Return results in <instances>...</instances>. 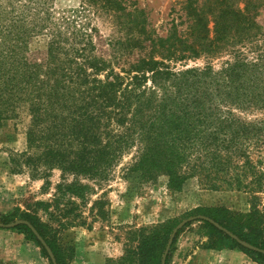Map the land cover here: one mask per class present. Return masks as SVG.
I'll use <instances>...</instances> for the list:
<instances>
[{"label":"trees","instance_id":"obj_1","mask_svg":"<svg viewBox=\"0 0 264 264\" xmlns=\"http://www.w3.org/2000/svg\"><path fill=\"white\" fill-rule=\"evenodd\" d=\"M53 3L0 0V125L23 112L31 119L27 150L13 163L33 167L44 178L59 169L64 178L54 202H84L93 188L77 177L104 180L137 149L126 169L129 180L145 184L165 178L171 191L180 192L196 179L205 189L249 193V212L200 207L188 217L207 216L264 250V120L240 117L264 111V55L250 60L244 53L263 33L257 21L260 1L185 0L187 31L180 35L174 26L165 38L149 29L143 11L129 10L123 0H81L63 13ZM103 16L111 18L109 27L119 35H104L95 22ZM41 36L47 43L38 57L29 46ZM224 52L232 58L219 70L210 63L188 65ZM68 175L75 179L67 182ZM17 219L31 222L57 263L66 264L57 233L38 216L15 212L0 222ZM179 222L135 231L139 242L114 264H162ZM196 222L207 239L204 250L237 249L264 264V253L244 248L207 221ZM186 227L177 234L166 264ZM15 229L50 261L27 226ZM0 264L14 263L0 259Z\"/></svg>","mask_w":264,"mask_h":264},{"label":"rangeland","instance_id":"obj_2","mask_svg":"<svg viewBox=\"0 0 264 264\" xmlns=\"http://www.w3.org/2000/svg\"><path fill=\"white\" fill-rule=\"evenodd\" d=\"M184 1L123 0L129 10L143 11L149 29L164 38L174 26L178 27L180 35L187 31ZM259 1L261 6L257 21L263 33L258 44L244 50L250 60L264 55V0ZM80 3L81 0H54L53 4L57 13H63L78 7ZM95 22L106 37L119 35L109 27L112 25L110 17H99ZM46 43V37H38L31 42L29 49L41 57ZM231 58L229 52H224L213 58L202 56L189 61L188 65L203 67L210 63L219 70ZM240 117L247 122L264 120V111H248L241 113ZM30 122L28 113L23 112L18 118L5 120L0 125V219L15 212L18 215L27 213L38 216L57 233V243L64 253L66 264H114L128 248L135 247L139 242L135 231L161 226L171 220H187L188 214L200 207H222L242 213L249 212L252 207L249 193L205 189L198 185L196 179L188 180L180 192L171 191L166 186L165 178L145 184L127 179L126 169L138 154L137 149L126 154L104 180L77 177L78 181L93 188L84 202L72 198L55 203L57 186L64 178L59 169L50 170L48 177L44 178L33 167H20L13 163L18 159V154L27 150ZM29 156L36 158L37 153L30 151ZM19 160L21 162L24 158ZM74 179L72 175L66 177L67 182ZM261 197L264 202V193ZM40 203L48 204V207ZM200 225L201 222L194 221L180 234L171 255V264L217 262V259L206 257L203 253L202 244L207 239L202 237ZM0 259L14 264H51L43 256L41 248L15 228H0Z\"/></svg>","mask_w":264,"mask_h":264},{"label":"water","instance_id":"obj_3","mask_svg":"<svg viewBox=\"0 0 264 264\" xmlns=\"http://www.w3.org/2000/svg\"><path fill=\"white\" fill-rule=\"evenodd\" d=\"M194 221H207L211 224H213V226L217 227L219 230L223 231L225 234H227L228 236H230L232 239L236 240L241 246H243L246 249H249L251 251H255V252H262L264 253V250L257 248L245 241H242L241 239H239L236 235H234L232 232H230L229 230H227L226 228L222 227L219 223H217L216 221H214L213 219L204 216V215H196V216H192L187 218V220H183L181 221L172 231L164 255H163V259H162V264H166V260L168 257V254L170 252V249L174 243V240L177 236V234L179 233V231L181 229H183L184 227H186L189 223H192ZM20 225H24L27 226L28 229H30V231L35 235L36 239L41 243V245L44 247V249L46 250L49 259L51 261L52 264H58L57 263V259L55 257V254L53 252V250L51 249V247L48 245V243L46 242V240L43 238V236L39 233V231L37 229H35L36 227L29 221L27 220H16L14 222L8 223L7 225L4 223L0 222V228H4V229H11V228H15L18 227Z\"/></svg>","mask_w":264,"mask_h":264},{"label":"crops","instance_id":"obj_4","mask_svg":"<svg viewBox=\"0 0 264 264\" xmlns=\"http://www.w3.org/2000/svg\"><path fill=\"white\" fill-rule=\"evenodd\" d=\"M203 253L206 257L217 259L218 263L214 262V264H258L249 255L237 249L222 251L205 250Z\"/></svg>","mask_w":264,"mask_h":264}]
</instances>
